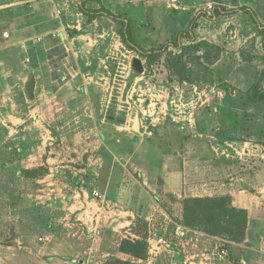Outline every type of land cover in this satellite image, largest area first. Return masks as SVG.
Returning a JSON list of instances; mask_svg holds the SVG:
<instances>
[{
    "label": "rangeland",
    "instance_id": "1",
    "mask_svg": "<svg viewBox=\"0 0 264 264\" xmlns=\"http://www.w3.org/2000/svg\"><path fill=\"white\" fill-rule=\"evenodd\" d=\"M6 3L7 0H0V7ZM103 3L114 13L134 21L137 38L146 48L168 43L195 18L193 35L198 31L200 37L222 47L223 53L215 64L224 56L225 72L215 71L212 82L207 78L203 81L200 72L198 82L178 84L168 78L163 58L147 67L145 58L125 47L113 20L102 17L87 22L79 10L80 0H42L39 6L42 17L38 20L54 26V32L36 38L37 42L27 41L25 47L0 48V264H83L80 260L104 264L111 258L131 259L119 252L120 241L140 237H145L148 244V256L141 261L145 264L155 251L154 242L149 245V235L162 234L175 243L180 241L175 229L176 224L181 226V195L164 189L159 170L149 175L148 169L155 170L159 165L156 166L148 149H154L151 130L159 125L169 154H182L181 135L191 138L194 132L193 124L182 123L200 104H213L217 114L219 107L231 106L241 121L246 115H254L249 129L245 130L244 125L242 129L238 127L243 140L237 141L251 143L245 150L248 154L229 147L228 155L219 154V159L231 168H243L250 174L251 183L264 184V102L255 106L246 104L238 91L249 85L255 71L264 69V44L260 36L239 33L230 19L209 25L213 7L231 10L223 4L228 3L226 0H104ZM87 5L99 7L96 2ZM5 28V24L0 27V39L9 36ZM76 36L80 37L73 39ZM181 40L186 42L185 38ZM241 51L252 59L243 58ZM92 106L102 109L99 115L92 114ZM99 120L110 124L139 121L144 128L146 125L141 142L131 134L125 136L129 140L121 141L128 144L136 138L135 154L125 167L142 187L133 178L128 187L148 190L162 207V211L151 208L150 219L137 216L130 224L117 227L108 240L94 229L103 218L92 226L94 233L87 228L85 216L79 214L85 208L81 207L78 194L87 190L91 195L93 189L100 190L101 186L89 170L96 167L105 150L96 135L95 123ZM193 141L186 145L188 153L195 149ZM114 149L120 152L119 145ZM163 152L159 155L160 163ZM105 153L110 154L107 149ZM172 157L167 158L172 160L171 167L179 164L177 158H181L182 164V155ZM185 166V175L193 179L198 165L189 162ZM126 177L127 173L124 181H128ZM215 177L216 182L225 180L219 173ZM92 178L96 179L94 183ZM200 193H203L200 188L199 192L186 191L187 195ZM95 212L99 211L90 205L85 213ZM258 217H264V210L259 211ZM108 224L103 222L106 227ZM252 228L260 232L258 245L212 236L215 240L211 245L198 247L188 238L184 255L191 261L201 260L202 264H219L207 258L213 256L216 244L228 249L235 264H239L238 252L246 253L244 258L249 264H264V227L252 225ZM191 230L188 235L196 229ZM56 255L61 257L55 258ZM174 257L175 254L160 253L157 264H168Z\"/></svg>",
    "mask_w": 264,
    "mask_h": 264
},
{
    "label": "crops",
    "instance_id": "2",
    "mask_svg": "<svg viewBox=\"0 0 264 264\" xmlns=\"http://www.w3.org/2000/svg\"><path fill=\"white\" fill-rule=\"evenodd\" d=\"M7 1L8 3L3 4L1 5L2 7H0V27H2L5 24L6 26L5 29L8 31L9 36L5 38L2 37L0 39V48H6L11 45L12 46L18 45L20 47H25V43L27 41L32 40V42H37L36 38L45 35L46 33L54 32L55 30L54 26L52 27L51 25H47V24L45 25L44 23L42 22L40 23L39 21L41 20L42 17V15L39 14L41 12V10H39L40 9L39 6H41L42 0L40 1L7 0ZM43 1L51 2L52 0H43ZM226 1H228V3L231 4L234 3L233 5L228 3H223L227 8H230L231 10L224 11L222 12L223 14L217 16L212 15V17H209V25L210 26L212 24L216 25L218 24V22H221L222 20L230 19L233 20L234 23L237 25L238 27L237 30L239 33L243 32L245 29L249 31L251 29L250 23H252V21L250 20L248 13L245 12L243 8H241L242 0H226ZM102 2H104V0H102ZM91 3L95 4V2H90V4ZM89 6L93 7V5H89ZM258 7L260 8H256V9H253L252 7L251 8L255 12L257 19L263 23L264 9L263 6H258ZM20 18L22 20H20ZM251 33L254 34V32H250V34ZM198 34L199 32L195 31V37L197 40L205 39L204 37H200ZM79 37L80 36H76V38L73 39H78ZM206 40L211 41V39H206ZM57 84H60V82L58 81ZM79 89L80 92H82L84 88L81 87ZM87 99L88 101L91 100L90 95H87ZM89 103L92 104V102L90 101ZM92 107H93L92 111H94V113L92 114L99 115L100 112L102 111V109H99L98 106L97 107L92 106ZM131 121L133 122L134 118H132ZM108 125H110V127H113L115 131L119 133L117 137H114L113 143L111 145H107L105 141H103V139H101L100 137L101 129L103 127L105 128ZM143 126L144 125L141 126V123L139 121H137L136 124H130L127 123V121L125 122L115 121L112 124H110L108 122H103V120L102 121L99 120L97 121V123H95V130L97 132L96 135L98 136L99 141H101L105 146V150L102 152V154L99 155L97 159L96 167H91L89 170L92 172L93 176H95V178L98 180L97 183L101 185L99 186L100 190L93 189L94 191L99 192L100 197L93 196V193L90 195L87 190H83L82 194L79 193L78 196L81 195L82 199L80 201L81 198L80 196L78 200L81 204V207L85 208L79 214L81 216L82 215L85 216L83 218L87 222L88 224L87 228L89 230L92 229V231L94 232V229H96L99 231V233L102 232V237L104 240L110 239L115 234L114 229H116L117 227L120 228L121 225L125 226L127 224H130L133 221V219H135V217L140 216L137 209L141 208L142 206L146 208V215L144 216L146 217V219H150V216L152 215L151 208L154 207L162 211V207L159 204H157L154 200L155 196H152L148 190H145L143 188H142L143 190L141 188H139L138 190L137 186L132 187V185H129L128 187V184L124 185L122 183L124 181L123 177L126 176L127 173L126 178H128V182L133 178L134 182L137 183L139 187L141 186L137 178L131 176L129 171L125 167L127 165V162L131 161L130 159L135 154L136 147L134 143L132 144L133 149L125 153H122L121 150L120 153L118 152V150L114 149L117 147V145H119L118 144L119 142L125 140L130 134L135 135L138 138V143L141 142L144 138L143 133H146L147 131L146 125L145 128ZM207 139H208L207 141L210 144L212 152L206 153L204 151L203 149L204 142L193 141L195 144L193 145V147H195V149H193L192 153H188V151L186 150L187 147L186 145L187 143H191L192 141L185 142L183 144V147L181 148L182 154L177 153L180 157L181 155L183 157L182 164H181V158H177L178 160L177 163L179 162V164H177L178 166L176 165L171 167L170 164L172 160L169 161L167 158L169 156L171 157L174 156L171 159L173 158L175 159V157H178V155L169 154V152L168 153L163 152L165 154H163V158L160 165L158 167H155V170L148 169V172L150 173L148 174L154 175L159 170L158 174L159 175L161 174L159 178L162 179V184L164 186V189L166 191H169V193L171 192V194L173 195H177V196L181 195V198L189 197V196H213V195L229 194L231 196L232 204L234 206L244 208L247 210L253 226L256 227H259L261 225L263 226L264 217H258V216H259V211L264 210V184L256 185L251 183L252 179H250V174L243 171L244 170L243 168L234 169L235 168L234 166L231 168L229 167L230 166L229 164L223 163L219 159V154H221V156H223V154L226 156L228 155L226 153V150L228 151L229 147L232 149L239 148L240 150L243 151V153H246L245 150L247 149V146L250 145L251 143L248 141L225 142L224 147L219 149L217 148L218 147L217 145L212 144V142L210 141V139H213L211 136H208ZM116 142L118 143L116 144ZM253 145L258 146L257 144H253ZM106 149L110 152L109 155L105 153ZM237 152L239 153V151ZM262 156L263 155H261V157ZM189 162H194V165H198V169L196 172L199 175L197 173H194V176L192 177L193 179H191V176L189 174H187V176L185 175V169H186L185 165ZM215 173H219V176H225V180L216 182ZM195 174L198 176H196ZM95 178H92L93 183L96 181ZM144 183L146 184V182ZM207 184L209 185L207 186ZM192 185L194 187L193 189H192ZM199 188L203 193L196 195L186 194V191H190V190L191 191L196 190L197 192H199ZM253 189L255 190L257 189V190L252 191ZM135 193L138 195L141 194L146 198L144 199V201L140 200L139 198H137L138 199L137 201H134L135 198L133 199V197L136 196L134 195ZM90 205L95 206V209H97L99 212L98 213L95 212V214H91V215L86 214L85 213L86 209ZM121 217H124L125 220L121 221ZM100 218L101 219L103 218L102 223L99 225L100 228L98 229L99 227L98 226L99 222H98L95 225V228L93 229L92 226H94V224ZM103 222L109 223L107 227L103 225ZM183 228L185 229L184 234L187 235L184 236V238H181V242L179 244V248L182 251V255H180L179 258L174 257L175 260L179 262L188 259V257L184 255L186 251L185 246L188 238L192 241L191 243L197 245L198 247L211 245L212 242L215 240L214 237L210 235L202 234L196 230L193 231V234L188 235L191 229L189 230L185 227ZM256 230L257 231L254 230V232L258 233L259 232L258 228H256ZM196 232L198 234H196ZM253 245H258V241L256 242V244ZM202 254L204 255V253ZM236 254H237V258L240 259L239 264L240 263L249 264V262H247L244 258L246 253L238 252ZM104 255H106V253ZM54 257L55 258L61 257V255L59 256L56 255ZM54 257L51 258L54 259ZM123 260H127V259H123ZM129 260L134 261V259L132 258ZM144 260H136V261L140 264H144L141 262ZM212 260L215 261V263L219 262L218 257L215 254H213ZM90 261L88 262V260L86 261L80 260V263L83 262V264H92ZM158 262H159V254H157L156 256L152 255L148 257L145 264H157ZM170 263L171 262H169L168 264Z\"/></svg>",
    "mask_w": 264,
    "mask_h": 264
},
{
    "label": "trees",
    "instance_id": "3",
    "mask_svg": "<svg viewBox=\"0 0 264 264\" xmlns=\"http://www.w3.org/2000/svg\"><path fill=\"white\" fill-rule=\"evenodd\" d=\"M89 2H96L99 4V7H89L87 5ZM258 6H263L264 9V0H242L241 8L248 13L252 21L250 23L251 31L245 29L243 33L249 35L250 32H254V35L260 36L264 44V22H260L253 11V9L260 8ZM79 10L85 15L86 21L89 23L96 18L102 17L113 20L117 24V33L121 39V43L125 47L134 50L141 57L145 58L147 67H150L153 63L163 58V65L168 72V78L178 84L198 82L199 80L197 78L200 72L203 81L207 78L209 82H212L215 71L218 74L225 72L227 62L226 59L222 61L224 56L215 64L217 58L223 53L222 47L206 39L197 40L193 35L192 30L196 27L195 18L188 24L186 30L180 32L181 34L173 36L168 43L146 48L141 45L137 38L133 25L134 21L126 15L114 13L104 5L102 0H80ZM222 12L224 11L220 7H213L212 15L217 16L223 14ZM182 38L186 39L185 43L182 42ZM241 53L243 58H247L248 60L252 59L248 53H244V51H241ZM213 54L214 57H212ZM221 77L223 75L219 79ZM250 81L249 85L243 91L241 89H238V91L242 92L243 96L241 97L245 99L244 102L246 104L255 106L264 102V69L255 71ZM224 87L227 90L228 86L226 84H224ZM216 110L217 108L213 104L204 103L196 107L193 111V135L191 138L186 134L181 135V143L179 145L181 148L185 142L192 140L201 141L204 142V151L209 153L212 150L207 141L208 136L213 138L210 141L212 144L217 145L219 149L224 147L225 142L243 140L240 138L243 135L239 133L238 127L242 129L244 125L243 128L245 130L249 129L254 115H246L247 118L241 121L240 115L231 106L224 105L219 107L218 114ZM262 118L264 120V113ZM182 124L186 125L188 122L185 121ZM159 128V125H155L151 130L153 134V139L151 140L153 141L154 149H148L153 153V158L157 164L156 166L160 165L159 155L161 152L168 153L170 151L164 147L166 143L163 140L164 138H161L162 134ZM199 134L202 137H199ZM118 135L119 133L113 127H110V125L105 128L103 127L100 131V137L107 145H111L114 137ZM129 142L131 143H118L122 153L133 149L132 143L136 142V138H132ZM122 183L125 185L128 184V181H123ZM134 195V201H137V198L144 201L146 198L141 194L138 195L135 193ZM181 205V225L184 227L196 229L210 236L227 238L235 243L246 241L248 244H256L258 241L259 232H254L252 221L247 210L234 206L229 194L184 197L181 199ZM137 210L141 214L140 216L144 217L146 215V208L144 206ZM118 250L129 255L134 261L111 258L104 264H140L136 260H144L146 258L148 244L145 237L122 239Z\"/></svg>",
    "mask_w": 264,
    "mask_h": 264
},
{
    "label": "built area",
    "instance_id": "4",
    "mask_svg": "<svg viewBox=\"0 0 264 264\" xmlns=\"http://www.w3.org/2000/svg\"><path fill=\"white\" fill-rule=\"evenodd\" d=\"M212 6L209 5V8H211ZM38 40V39H37ZM189 117H186L185 116V120L190 123V125L193 124V112H189L188 113ZM93 196L95 197H100V194L99 192L97 191H94L93 190ZM184 226H178L176 225V229H175V233L177 235V237H180V241H178L177 243H175L173 240L167 238L165 235H162V234H154L153 236L149 235L148 237V242H149V245L151 247V242L153 241L154 242V248H155V251H154V256H156L157 254H160V253H166V254H175L177 258H179L180 255H182V251L181 249L179 248V244L181 242V237L184 236V231L185 229L183 228ZM186 228V227H185ZM215 250V252H213V254H215L217 257H218V263L219 264H234V259L233 261L231 260V257H230V254L228 252V249L226 247H218L215 246L213 247ZM149 252H151V250H149ZM206 258V257H204ZM207 258H211L212 257H207ZM175 258H173V260H171L170 264H175L174 262H178L179 264H202V261L200 260L199 262H196V261H191L189 259H185V260H182V261H177L175 260Z\"/></svg>",
    "mask_w": 264,
    "mask_h": 264
}]
</instances>
